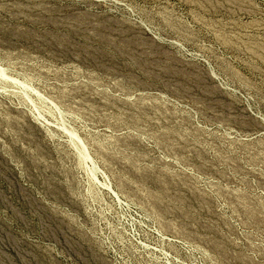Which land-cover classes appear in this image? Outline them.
<instances>
[{
	"label": "rangeland",
	"instance_id": "rangeland-1",
	"mask_svg": "<svg viewBox=\"0 0 264 264\" xmlns=\"http://www.w3.org/2000/svg\"><path fill=\"white\" fill-rule=\"evenodd\" d=\"M0 264H264V0H0Z\"/></svg>",
	"mask_w": 264,
	"mask_h": 264
},
{
	"label": "built area",
	"instance_id": "built-area-1",
	"mask_svg": "<svg viewBox=\"0 0 264 264\" xmlns=\"http://www.w3.org/2000/svg\"><path fill=\"white\" fill-rule=\"evenodd\" d=\"M1 255H5L4 251L0 249V263H1Z\"/></svg>",
	"mask_w": 264,
	"mask_h": 264
}]
</instances>
